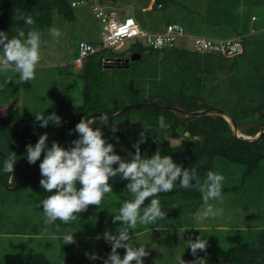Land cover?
I'll list each match as a JSON object with an SVG mask.
<instances>
[{"label": "trees", "instance_id": "16d2710c", "mask_svg": "<svg viewBox=\"0 0 264 264\" xmlns=\"http://www.w3.org/2000/svg\"><path fill=\"white\" fill-rule=\"evenodd\" d=\"M72 3L76 5L72 6ZM85 3L83 0L71 1L70 3L66 0H0V31L7 33L10 39L17 35L18 29L27 33L29 25L20 18V13L25 16L30 15L34 19L35 24L32 26L49 27L54 13L62 15L63 7L76 8ZM104 3L105 0H93L90 6L97 4L104 11H112V9L104 8ZM250 3L254 6H261L264 5V0H251ZM157 6L161 8L162 4L159 2ZM67 15L65 14V16ZM230 18L236 25L239 23L240 17L238 15L230 16ZM250 19L251 22L256 21L254 16ZM168 24L171 22L166 24L165 29ZM241 30L243 33L240 32L242 35L238 36L241 41V50L233 56H224L219 53H203V56H200L198 52L180 50L176 46L154 50L138 42L137 49L130 56V61L125 58H118L123 60L121 64L115 65L106 62L104 57L96 59L97 53L83 59L80 68H76L73 63L76 70L73 73L75 81H79L81 84V102L75 106L70 121L69 113L65 112L68 115L63 114L61 131L59 134L55 133L54 139H48V147H51L52 142L55 141L65 149L70 148L71 142L78 138V134L72 130L81 118H86L91 113L104 112L110 116L108 123L103 125L99 119L93 118L92 127L101 129L103 138L108 143L113 144L115 154L123 160L131 159V154L135 153L133 145L141 140V134H143L145 140L139 144L142 157H151L159 151L162 156H171L175 163L184 168L195 167L202 179L208 171H212L215 159H220L244 168L241 179V184H244L247 178L260 169L261 163L264 161V136L252 143L242 142L234 137L231 124L226 121L223 115L205 112L210 109L227 112L232 116L236 127L242 131L241 134L246 136L254 137L255 133L264 128V31L260 35L254 36L258 32L257 29L250 28L248 32H245L246 29L243 27ZM247 33L254 37V41L248 44L255 48L253 57L257 60L256 64L252 63V58L247 55L248 45L244 44L243 39ZM79 44L74 60L78 57ZM147 48L150 49L149 52H146ZM145 55L147 57L151 55V60L146 69L138 70L137 66L146 60ZM243 60L248 64L247 66L251 67V69L249 68L250 75L247 77L241 74L243 73V69H241ZM114 69H127L129 71L127 76L129 83H126L125 79L123 84L115 81ZM221 76L225 80L222 85ZM9 79L12 80L9 82L15 84V78L9 77ZM12 85L9 86L12 87ZM119 86L120 88L123 87V90L127 89L126 93L131 97L136 96L139 92L146 93L148 95L146 102L157 104L158 107L133 109L131 104V106H127L121 103L120 100H116L115 92ZM69 91V87H66L63 94ZM220 92H225V96L221 95ZM0 94V200L3 199V202L0 201L1 222L2 218L7 217L2 210L7 199L5 198L7 192H16L21 187H28L33 192L35 196L33 201L37 205H41L42 200L52 195V193L45 192L41 188L39 182L42 176L39 166L28 163L26 146L35 145L38 141V133L44 134L52 130L56 132V130L49 129L50 125L32 130L28 124L27 134H16L15 128L12 129L10 126L19 125L18 123L23 122V117L28 114L22 113V117L16 119L13 113H18L21 107H18L14 102L10 104L9 97L5 96L2 89H0ZM127 95L126 97H128ZM69 97L66 94V98L62 102L66 111L71 110ZM225 98L229 99V104L227 102L222 103ZM13 106L17 108L14 109ZM172 108L182 111L183 116L174 113ZM123 109L125 111L121 112ZM187 114L191 115L186 116ZM161 115L165 117V122L170 125L167 129V140H163V136L156 131L157 118ZM249 117L250 119H248ZM13 119L15 123H11L10 120ZM113 126L118 129L115 133L111 130ZM157 135H160L161 140L159 142L155 140ZM12 153H15L17 161L14 165V171L7 174L3 171L4 159L11 156ZM43 155L42 153L40 160L43 159ZM109 183L113 189V194H110L111 203H106L102 210L98 206H89L86 212L80 214L78 221L82 222L88 219L94 221L96 218L103 222L112 216L108 211L111 206L119 210L124 201L133 199L132 194L126 190L128 181L116 177L110 178ZM234 190H236V186L223 187L222 193ZM158 198L165 211L172 209L171 215L174 218H178L180 214L186 215V212L194 214L203 205L201 194L195 189H174L171 192L160 193ZM149 203L150 199L146 200L143 207ZM181 204L185 206H180ZM165 218H167V213ZM164 220L161 222L163 223ZM178 221L180 223L178 226L173 225L175 229L172 233L178 234L180 232V236L177 238L179 242L182 241L180 239L182 237L187 240H194L198 233L200 236V234L202 235L201 232L204 231L197 230L195 237L191 233L193 229H188L192 225L187 224L185 218H179ZM32 222L31 228L39 226L38 223H44V219L41 221L33 220ZM159 222L148 225V227L150 229L156 228L159 226ZM62 225L60 221L56 222L59 233H61ZM161 226L169 227L170 224L163 223ZM142 231L145 230L137 226L136 229L131 230L130 234L133 237ZM108 232L116 234V231ZM10 233L21 235L24 230H14ZM45 233L54 234L55 231L48 229V232ZM2 234L0 231V237ZM94 236L98 237V234L95 235L94 233ZM99 237L105 241L102 233ZM249 240L232 241L228 248H224L225 251L223 250L224 253L221 256L216 254L217 249H209L208 246L206 252L198 251L197 256L204 257L206 264H264V229L257 230L254 243L249 242ZM186 249L192 257L191 261H194L196 257L191 254V250L187 246ZM102 251L106 252L107 255L111 252V246L106 241L102 244ZM117 251H123L122 255H124V249ZM147 252L149 255L143 258V264H164L162 261L165 254L161 249H150ZM11 256V253L5 254V256L1 255L0 264H52L48 257L41 252L30 253L23 260L17 261H14L15 257ZM105 259L92 262L103 264ZM74 261L76 258L73 253L69 248L63 246L60 249L59 264H75Z\"/></svg>", "mask_w": 264, "mask_h": 264}, {"label": "rangeland", "instance_id": "374dc122", "mask_svg": "<svg viewBox=\"0 0 264 264\" xmlns=\"http://www.w3.org/2000/svg\"><path fill=\"white\" fill-rule=\"evenodd\" d=\"M66 1L70 3L77 0ZM83 1L86 3L76 8L63 7L64 12L62 15L54 13L49 27L28 26V31L34 28L40 33L41 39V61L36 70L35 80L19 83L18 74L11 69L6 73H0V89L3 90L5 96L9 97L10 104L14 102L18 107H21L18 113H13L14 117L18 119L22 117V113L28 114L31 117L28 124H30L32 130L37 127L41 128L37 126L40 123L35 120L34 114L44 111L45 116L54 113L62 118L63 114L68 115L69 113L68 118L70 121L75 106L81 102V84L79 81H75L73 75L76 72L73 63L77 55L78 44L86 42L97 47L102 44V25L95 19L90 8L93 0ZM159 2L162 4L161 8L157 6ZM250 2L251 0H105L104 8L115 10L120 20L127 17L133 18L139 29L147 34L163 33L167 23H177L185 30V36L180 37L174 46L180 50L195 52V37L216 40L231 39L242 35L243 32L241 31L243 30L241 28L243 27L246 29L245 32H248L250 28L257 29L258 32L254 36L260 35L264 31V5L254 6ZM65 14L69 15L65 16ZM234 15L240 17L237 25L230 18ZM252 16L256 18L255 22L250 21ZM51 29H58L61 35L53 37L50 34ZM250 35V33L245 34L243 39L244 44L248 45L247 55L252 58L251 62L255 63L257 62L253 57L255 48L248 44L254 41V37ZM138 42L146 46L145 38L142 37L125 40L123 47L118 50H114L113 47L100 50L96 55V59L102 57L105 59L125 58L130 61V56L137 49ZM147 51L149 52L150 49L147 48ZM198 54L203 56V53ZM145 58V62L137 66L138 70L146 69L151 60V55L149 57L145 55ZM247 65L243 60L241 65L243 73L241 74L244 77L250 75L251 67ZM128 73L127 69H114V78H116L114 80L123 84L125 79L126 83H129ZM9 77L16 79L15 84L7 83ZM220 78L222 85L225 80L223 76ZM9 85H12V87ZM66 87H69L70 91L63 94ZM126 90L119 86L118 90H115L116 100H120L121 103L127 106L147 103L148 95L146 93L139 92L136 96L131 97L127 95ZM66 94L70 96V111L64 110L62 105ZM220 94L224 95L226 93L220 92ZM226 102L229 104V99L225 98L222 103ZM95 113L104 114V112ZM14 119L10 120L11 123H15ZM49 125V129H55V133L59 134L62 128L61 123L59 126H55L50 122ZM238 131L240 132H238L239 135H243L240 129ZM41 161L42 159L38 160L34 166H39ZM212 171L225 177L223 187L236 186V190L222 193V202H212L216 208L223 209L222 215L209 218L201 223L196 221L195 216L203 209L204 205L200 206L194 214L183 211L186 212V215L180 214L178 218L172 217V209H167V218L163 223L170 224V226H161L163 224L161 221L158 227L152 229L148 225H138L145 231L133 236L135 246L144 245L146 251L161 249L165 254L162 261L164 264H177V257L180 256L186 264H190L192 257L186 249L187 239L182 237L180 238L182 241L179 242L177 238H179L180 232L178 234L172 233L175 229L173 225L178 226V223H180L179 218H185L187 224L192 225L188 229H193L194 233H191L195 237L197 236V230H204L203 232L199 231L202 233L200 236L207 239L209 249H217L216 254L218 256L223 255L224 248H228L232 241L250 239L249 242L254 243L257 230L264 229V161L261 163L260 169L247 178L244 184H241L244 172L242 166L215 159ZM5 195L7 199L2 210L8 218L4 217L0 222V231L3 233L0 237V257L11 253V257H15L14 261L23 260L30 253L41 252L48 257L52 264H59L60 249L65 246L75 256V264H94L92 261L108 257L106 252L102 251V244L105 241L99 237L101 233L103 234L104 230L119 231L121 227L120 222H112L118 210L111 206L108 211L112 216L103 222L95 218V222L88 219L82 222L63 224L60 229L61 233L58 232L59 228L56 225L38 223L39 226L31 228L33 220L41 221L44 219L43 206L34 203L35 196L33 192L28 187H21L16 192H7ZM0 201L3 202V199ZM111 201L110 195L107 196L100 209L102 210L105 204L111 203ZM180 206L185 205L181 204ZM48 229L55 231V233L46 234L45 232H48ZM14 230H24V233L21 235L10 233ZM70 233L73 234L75 243L64 244V235ZM94 233L95 235L98 234V237L94 236ZM122 252H118L121 257H123ZM93 255L97 259H91Z\"/></svg>", "mask_w": 264, "mask_h": 264}, {"label": "clouds", "instance_id": "9594fccd", "mask_svg": "<svg viewBox=\"0 0 264 264\" xmlns=\"http://www.w3.org/2000/svg\"><path fill=\"white\" fill-rule=\"evenodd\" d=\"M20 18L29 26L35 24L30 15L20 13ZM127 18L135 22L133 18ZM50 34L53 37L61 35L58 29H51ZM40 44V33L34 28L27 33L18 29L17 35L11 39L7 33L0 31V73L11 69L18 74L19 83L35 80L41 61ZM9 81L12 80L9 79L7 83ZM34 115L40 127H47L50 122L55 126L61 123V118L54 113L45 116L42 111ZM97 119L106 125L109 117L107 114H99ZM169 127L163 115L157 118L156 131L163 136V140L168 139ZM111 130L115 133L118 129L113 126ZM72 131L78 134V138L71 142L70 148L65 149L55 141L48 147V136L44 133L39 136L34 146H26V158L29 164H35L40 160L42 153L44 154L39 164L42 176L39 183L45 192L52 193L41 201L45 225H56L57 221L65 225L78 222L80 214L86 212L89 206L99 208L105 198L113 194L110 178L119 177L128 181L126 190L132 194L133 199L124 201L113 217V223H121L119 231H116V234L108 231L103 233V238L111 246V252L103 264H143V258L149 253L144 245L135 246L130 232L138 225H153L165 219L166 211L158 198L160 193L174 189L198 191L204 207L195 216L197 222L202 223L223 214V209L216 208L212 203L223 201L222 187L225 177L222 174L210 170L202 179L195 167L184 168L175 163L171 156H162L159 151L151 157H142L139 144L145 140L143 134L141 140L133 145L135 153L131 154V159L123 160L115 154L113 144L103 138L101 129L92 127V119L81 118ZM160 135L155 137L157 142L161 140ZM16 161V155L12 153L4 159L3 171L12 173ZM149 199L150 203L143 207ZM63 240L64 244L75 243L72 233L64 235ZM207 246V239L201 236L187 240V248L196 257L190 264H206L204 257H198L197 252H206ZM118 249L125 250L123 257L118 253ZM91 259L97 257L93 255ZM177 264L186 262L180 256L177 257Z\"/></svg>", "mask_w": 264, "mask_h": 264}, {"label": "built area", "instance_id": "2783aa9c", "mask_svg": "<svg viewBox=\"0 0 264 264\" xmlns=\"http://www.w3.org/2000/svg\"><path fill=\"white\" fill-rule=\"evenodd\" d=\"M72 3V6H75ZM91 11L101 25H102V44L100 47L91 45L89 43H80L78 49V57L74 60L76 68H80L83 59L104 50L113 47L114 50L120 49L125 40L134 38H145V45L154 50H161L163 48L172 47L175 42L185 36L184 29L181 25L176 23L168 24L165 31L159 34H147L142 32L137 24L130 18L120 20L116 11H104L99 5L94 4L90 6ZM194 50L198 53H219L224 56H233L240 52L241 41L239 37L223 40H213L204 37L194 38ZM16 109V106H13ZM59 116V115H57ZM30 116L25 115L23 122L19 125H11L10 128H15V133L19 135L27 134L28 121ZM66 123V121H64ZM30 126V125H29ZM43 133L37 134V139ZM55 131L52 130L47 133L48 139L55 138Z\"/></svg>", "mask_w": 264, "mask_h": 264}, {"label": "water", "instance_id": "95a60500", "mask_svg": "<svg viewBox=\"0 0 264 264\" xmlns=\"http://www.w3.org/2000/svg\"><path fill=\"white\" fill-rule=\"evenodd\" d=\"M105 61L106 62H110V63H114L115 65L116 64H121L123 62L122 59H115V58L114 59H105ZM145 107H158V105L157 104H153V103H149V104L141 103V104H135V105L131 106V108H133V109H139V108H145ZM171 110L174 113L183 116V112L182 111L174 109V108H172ZM124 111H125V109H123L121 112H124ZM121 112H119V113H121ZM205 112H208V113L209 112H215V113H219V114L223 115L224 118L226 119V121L230 122L231 130L233 132L234 137L239 139V140H241L242 142L252 143L254 141H257L258 139H261L264 136V128H263L258 133H255V135H254V137L252 139L251 138H242V137H240V135L238 133V128L236 127V124H235V122H234V120H233V118H232V116L230 114H228L227 112H224L222 110H219V109H210V110H207ZM99 114H101V113H93V114L88 115L86 118L87 119L97 118ZM190 115L191 114H187L186 116H190ZM108 117H110V116H108Z\"/></svg>", "mask_w": 264, "mask_h": 264}, {"label": "bare ground", "instance_id": "6f19581e", "mask_svg": "<svg viewBox=\"0 0 264 264\" xmlns=\"http://www.w3.org/2000/svg\"><path fill=\"white\" fill-rule=\"evenodd\" d=\"M228 119V118H227ZM229 120V119H228ZM240 137H242V138H246L244 135H240Z\"/></svg>", "mask_w": 264, "mask_h": 264}, {"label": "crops", "instance_id": "0c3cea01", "mask_svg": "<svg viewBox=\"0 0 264 264\" xmlns=\"http://www.w3.org/2000/svg\"><path fill=\"white\" fill-rule=\"evenodd\" d=\"M246 137V136H245Z\"/></svg>", "mask_w": 264, "mask_h": 264}]
</instances>
